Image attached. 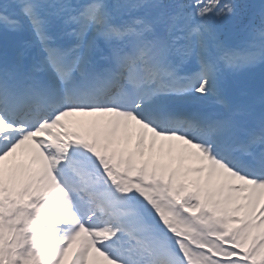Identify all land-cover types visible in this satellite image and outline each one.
<instances>
[{
  "label": "snow or ice",
  "instance_id": "snow-or-ice-1",
  "mask_svg": "<svg viewBox=\"0 0 264 264\" xmlns=\"http://www.w3.org/2000/svg\"><path fill=\"white\" fill-rule=\"evenodd\" d=\"M0 32L31 37L0 46V264H264V0H0Z\"/></svg>",
  "mask_w": 264,
  "mask_h": 264
},
{
  "label": "bare ground",
  "instance_id": "bare-ground-1",
  "mask_svg": "<svg viewBox=\"0 0 264 264\" xmlns=\"http://www.w3.org/2000/svg\"><path fill=\"white\" fill-rule=\"evenodd\" d=\"M2 33V32H1ZM3 34V33H2ZM23 39H26L27 37L25 35L22 36ZM22 39V40H23ZM135 143H136V140H135V136H133V139L131 141V144L127 145L129 148H134L135 146ZM159 148V145L157 146ZM186 163H191V162H186ZM101 264H102V258H101Z\"/></svg>",
  "mask_w": 264,
  "mask_h": 264
},
{
  "label": "rangeland",
  "instance_id": "rangeland-1",
  "mask_svg": "<svg viewBox=\"0 0 264 264\" xmlns=\"http://www.w3.org/2000/svg\"><path fill=\"white\" fill-rule=\"evenodd\" d=\"M240 2L242 3V4H245V5H249V4H251V5H254L253 4V0H240ZM259 20L257 19V22H258Z\"/></svg>",
  "mask_w": 264,
  "mask_h": 264
}]
</instances>
